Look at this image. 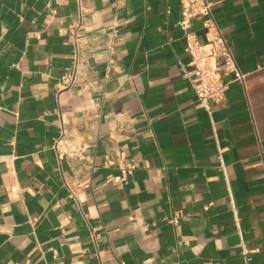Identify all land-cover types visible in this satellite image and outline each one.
<instances>
[{
  "label": "crops",
  "instance_id": "crops-1",
  "mask_svg": "<svg viewBox=\"0 0 264 264\" xmlns=\"http://www.w3.org/2000/svg\"><path fill=\"white\" fill-rule=\"evenodd\" d=\"M208 1L246 76L211 115L179 0H0V264H264V0Z\"/></svg>",
  "mask_w": 264,
  "mask_h": 264
},
{
  "label": "built area",
  "instance_id": "built-area-1",
  "mask_svg": "<svg viewBox=\"0 0 264 264\" xmlns=\"http://www.w3.org/2000/svg\"><path fill=\"white\" fill-rule=\"evenodd\" d=\"M182 11L180 28L186 35V52L190 56V69L186 75L192 84L197 95L199 104L211 115L217 107H221L225 100L229 83L225 77L231 76L233 82H244L245 75L240 71L233 52L226 42L220 28L218 27L212 4L208 0H179ZM202 20L207 31L208 40L202 44L197 36L191 31L193 21ZM114 39L120 37V27L114 23L111 28ZM112 52L109 54V61L112 60ZM73 82L72 77H66L62 83V88H67ZM64 135L58 138L55 149L61 151L64 146ZM135 164L126 165L121 168L119 176L110 177V180L117 185H123L135 169ZM222 171L228 182L227 167L222 164ZM236 222L238 223L237 211L234 208ZM178 225L177 218L170 221Z\"/></svg>",
  "mask_w": 264,
  "mask_h": 264
}]
</instances>
